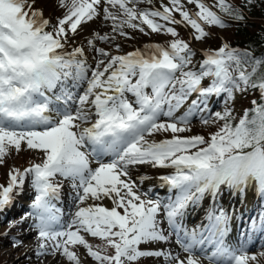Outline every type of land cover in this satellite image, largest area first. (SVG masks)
I'll return each mask as SVG.
<instances>
[{
    "label": "snow or ice",
    "instance_id": "1",
    "mask_svg": "<svg viewBox=\"0 0 264 264\" xmlns=\"http://www.w3.org/2000/svg\"><path fill=\"white\" fill-rule=\"evenodd\" d=\"M37 2L0 0V165L21 151L34 156L27 167H12L7 184H0V212L26 187L32 193L28 211L10 221L2 235L9 237L14 228L23 233L27 225L36 234L35 245L17 235L11 246L33 252L36 264H46L49 256L55 264H85L86 258L95 264H136L147 257L163 258L164 264H202L197 249L208 264H249L264 257V251L250 254L246 243L227 242L236 209L230 214L218 203L224 188L242 198L253 189L264 201V54L225 41L204 49L197 62L192 46L206 43L212 27L245 21L256 0L240 6L230 0H161L159 9L142 6L153 0H55L62 10L56 17H46ZM97 20L110 22L111 30L87 38L89 63L75 37ZM176 26L190 28L191 40L181 38ZM128 29L171 38L122 52L116 41L133 39ZM113 42L115 52L99 46ZM206 78L210 83L203 86ZM249 90H258L262 102L253 100L235 122L227 105L235 93ZM214 96L226 97L222 111L212 112ZM197 115L204 125L219 127L207 137L182 135L191 132ZM157 133L166 138L156 140ZM139 166L171 169L158 177L166 200L152 198L151 189L139 192L151 179H132ZM65 182L74 209L67 220L58 207ZM206 195L213 201L207 223L185 229L181 218L189 205ZM246 231L264 233V210L250 218ZM172 233L183 257L141 248L168 243ZM89 236L103 246L94 247Z\"/></svg>",
    "mask_w": 264,
    "mask_h": 264
},
{
    "label": "rangeland",
    "instance_id": "2",
    "mask_svg": "<svg viewBox=\"0 0 264 264\" xmlns=\"http://www.w3.org/2000/svg\"><path fill=\"white\" fill-rule=\"evenodd\" d=\"M207 3L213 4L215 0H206ZM230 2H238V0H230ZM164 4H168V0H163ZM143 7H151L154 6L155 8H160L161 7V0H153L152 5H142ZM36 7L42 8L44 10L45 16L46 17H56L60 16L62 13V10H59L56 7L55 0H38ZM190 8L194 9V6H189ZM162 10V9H161ZM177 18H179L177 14ZM98 22V29L97 31L100 32H109L111 30L110 22L105 23L101 20H97ZM146 27V26H145ZM178 32L180 33V37L183 38L184 40H191L190 37V28H186L184 26H176ZM102 28V29H101ZM105 29V30H103ZM103 30V31H102ZM128 31L132 34L134 37L133 39L130 40H125L123 38H118L116 42L121 43V51L122 52H128V51H133L136 48H143V46L147 43H161L163 44L166 40L170 39L171 37L161 35V34H151L149 36H145L141 34L139 31H134L131 29H128ZM212 35L210 38L207 39L206 43L202 42H192V46L197 50V55L194 57V60L199 62L201 61L203 57V51L204 49L211 48L215 49L220 46V43L222 44L223 42L230 40L232 37V26L226 28V29H219L216 27H212L210 29ZM86 28L84 26V30L79 33L75 37V44L76 46L83 45L86 50V54L89 59V63H93L92 61V50L87 47L86 40L88 38V35ZM113 42L111 44L105 45L101 43L99 46L106 47L108 50L115 52V43ZM213 42H217L215 46H213ZM71 47V45L69 46ZM88 48V49H87ZM89 52V53H88ZM91 60V61H90ZM197 63V67H198ZM203 86H207L210 83V78H206L203 82ZM85 87V86H84ZM83 87V88H84ZM82 89V87H81ZM81 91V90H79ZM83 91V90H82ZM255 91L249 90L247 92H237L234 95V99L229 102L227 105L233 110V116L236 117V122L239 121V119L244 115V109L248 106V103L252 104V101L255 98L254 95ZM131 98V97H130ZM226 97H212L209 106L212 109V112L215 111H222L223 108L225 107L224 100ZM191 99H195V95H193L188 103L184 105V107L180 110V113L182 114L184 111L187 110L188 104H190ZM250 106V105H249ZM205 116L209 115L208 113H204ZM219 127V124H209V125H204L201 122L200 116L197 115L191 124V132L188 133H183L182 135H204L207 137V129H217ZM171 134H168L167 138H170ZM153 137H150V139ZM154 138L156 140H162L165 139L166 136L165 134L162 133H157L155 134ZM34 159V156L31 151L25 150L21 151L18 154H13L10 158H6V163L4 165H0V184H7L8 182V172L12 167H19V168H24L27 167L29 162ZM146 169H151L148 166H142ZM171 171V169H165L164 174H168ZM133 179V178H132ZM148 187L146 186H140L139 192L143 193L148 191ZM27 194V196H26ZM248 194L250 195L249 201L250 204L246 207V212H248V215H244L242 218L244 221H242L241 226L242 229L245 231V226L247 228L249 227L250 224V218L257 216L259 212L262 210V203L264 201H261L260 197L257 195V193L253 189H249L246 194L244 195L246 198L248 197ZM32 193L29 188L26 187L23 195H16L15 201L13 205L10 208H6L4 212H0V264H36L35 261V256L33 252L28 251L27 248H19L15 249L11 246L10 240L12 236H17L20 235L25 241L26 245L33 246L35 245V233L28 231L27 230V225L24 226L25 231L21 233L19 228H14L11 230V235L9 237H4L2 234L5 231L9 230V222L13 220H18L26 211H28V205L31 200ZM157 196L156 192H152V198H155ZM203 200L206 203L207 207H210L212 204V198L210 196H205ZM252 201V202H251ZM105 206L111 207V202L107 199L103 201ZM252 203V204H251ZM58 204H61L58 207H62L64 209V219L67 220L70 216V213L74 211L70 205L72 204L71 201V196L69 193V187L67 182H65V187L62 189L61 192V200ZM236 202H231L230 205H235ZM234 207H237L236 205ZM164 227H166V222H164ZM246 233H248L246 231ZM250 233V232H249ZM89 239V242L94 245H101L103 246L104 242L100 240L99 238H93V237H87ZM171 239L168 243H161L163 246L167 245L168 247L172 246ZM176 243V241H174ZM142 249L146 248H159V244H147V245H141ZM254 253L257 251L261 252L264 251L263 246L255 247ZM79 252L84 253L85 249L83 247H79ZM108 253H112V249H107ZM25 253L27 254L28 257H32V261L30 262L26 256ZM53 259L51 256L47 258V261ZM259 264H264V257H259L258 260ZM252 263V262H251ZM53 264H55V261H53ZM85 264H95V262L91 258H86L85 259ZM136 264H164L163 258H153V257H147V258H141L139 261L136 262Z\"/></svg>",
    "mask_w": 264,
    "mask_h": 264
},
{
    "label": "bare ground",
    "instance_id": "3",
    "mask_svg": "<svg viewBox=\"0 0 264 264\" xmlns=\"http://www.w3.org/2000/svg\"><path fill=\"white\" fill-rule=\"evenodd\" d=\"M97 24H98V22L95 21V22H90L87 25H84L86 28V31H87L86 35H88V38L91 36V34L94 31H97V29L99 27ZM103 30H105V29H103ZM104 32H106V31H104ZM84 86L86 87L87 85L85 84V85H83V87ZM83 87H82V90L84 89ZM79 89L80 88L76 89V91H79ZM164 173H165V169H152V168L146 169L142 166H139V167L132 169L131 176H132L133 180H137L138 182H139V177L142 175H147V176L151 177V179L144 181L141 186L148 187L147 190L151 189L152 192H156L157 195L162 200H166L167 196H168L167 189L159 187L160 181L158 180V177ZM249 197H250L249 194H248L247 198L245 196H243V198H242L239 193H236L233 195L229 192V190L224 188V189H222V194L218 200V203L223 205V207L226 210H228L230 214L232 213L233 208L236 209V213L234 215H232V218L230 221L229 234L226 237L227 242L233 246H236L239 244V242L237 243V240H234V239H235V237H237V231H238L239 224H240L238 222L241 221L240 215L243 213H245V214L248 213V212H246V210H247L246 207L250 204ZM231 202H236L235 205L237 207H234L235 205H230ZM212 203H213V201H212ZM211 206H212V204L210 205V207ZM210 207L206 206V203L203 199L198 203L190 204L188 209L186 210L184 216L181 218V223H182L183 227L187 230H192V229H198L201 225L206 224L207 223V219H206L207 211ZM171 236H172V239L174 240L173 235H171ZM239 237H240L239 241H243V243H246V245L252 244L253 242L256 241L257 232L256 233L251 232L249 235H246L244 232H240ZM176 240L177 239H175L174 241H176ZM174 241H172V243H171L172 246H170V247H168L167 245L163 246V244L159 243V248L171 250L173 253H180L181 256L183 257L185 254L182 252L180 244L179 243L177 244V242L175 243ZM240 243H242V242H240ZM263 243H264V240H263ZM212 250L213 249L211 247H209V248H207L206 251L208 254H210ZM249 253L254 254V252H251V251H249ZM257 253H259V252H257ZM196 255L201 257L202 264H208V261L206 259H203V254L200 252L199 249H197ZM259 257L260 256H257L256 261H249V264H259V262H258ZM53 261H54L53 259H50V260L46 261V264H53Z\"/></svg>",
    "mask_w": 264,
    "mask_h": 264
},
{
    "label": "trees",
    "instance_id": "4",
    "mask_svg": "<svg viewBox=\"0 0 264 264\" xmlns=\"http://www.w3.org/2000/svg\"><path fill=\"white\" fill-rule=\"evenodd\" d=\"M243 2L244 0H238V2H234L233 4L240 6ZM246 17L245 21L229 20L232 26V37L228 40V43L234 47L250 49L256 56H261L264 54V0H256L254 7L246 9ZM215 44L217 42H213V46ZM258 94L257 91L254 92V99L259 103L262 101ZM252 107L253 105L248 103V109ZM216 130L214 128L206 130L207 136Z\"/></svg>",
    "mask_w": 264,
    "mask_h": 264
}]
</instances>
